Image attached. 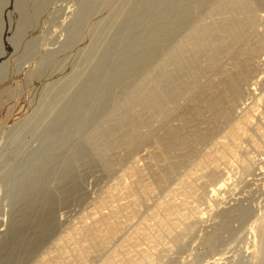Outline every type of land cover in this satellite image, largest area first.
<instances>
[{
	"label": "rangeland",
	"instance_id": "rangeland-1",
	"mask_svg": "<svg viewBox=\"0 0 264 264\" xmlns=\"http://www.w3.org/2000/svg\"><path fill=\"white\" fill-rule=\"evenodd\" d=\"M170 1L0 0V264H264V0Z\"/></svg>",
	"mask_w": 264,
	"mask_h": 264
},
{
	"label": "bare ground",
	"instance_id": "bare-ground-1",
	"mask_svg": "<svg viewBox=\"0 0 264 264\" xmlns=\"http://www.w3.org/2000/svg\"><path fill=\"white\" fill-rule=\"evenodd\" d=\"M170 2H171V1H170ZM174 2H175V1L172 0L171 4H173ZM231 3H233V2L231 1ZM235 3H236V1H235ZM226 4H227V3H226ZM229 4H230V3H229ZM229 4H228V5H229ZM235 7H237V6H235ZM233 8H234V7H233ZM233 8H232V9H233ZM135 9H136V8H135ZM127 14H128V13H127ZM132 14H133V13H132ZM128 19H129V18H128ZM130 21H131V20H130ZM133 21H134V20H133ZM230 22H231V21H230ZM131 23H132V22H131ZM232 24H233V22H232ZM229 27H230V26H229ZM230 28H231V27H230ZM222 30H223V29H222ZM219 31H221V30H219ZM221 32H222V31H221ZM228 32H229V31H228ZM228 32H227V33H228ZM209 39H210V38H209ZM209 39H208V40H209ZM213 41H214V40H213ZM205 42H207V41H205ZM106 44H107V43H106ZM202 44H203V43H202ZM108 45H109V43H108ZM104 47H106V45H105ZM108 48H109V47H108ZM110 50L112 51V49H110ZM109 53H113V52H109ZM109 53H107V54L109 55ZM110 55H111V54H110ZM110 55H109V56H110ZM101 59H102V58H101ZM92 71H93V70H92ZM98 74H99V73H98ZM96 78H97V77H96ZM134 98H135V96H134ZM137 99H138V98H137Z\"/></svg>",
	"mask_w": 264,
	"mask_h": 264
}]
</instances>
